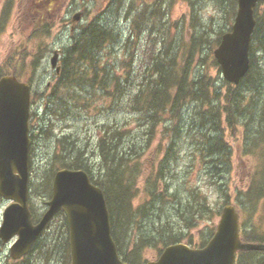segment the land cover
<instances>
[{"label":"rangeland","instance_id":"obj_1","mask_svg":"<svg viewBox=\"0 0 264 264\" xmlns=\"http://www.w3.org/2000/svg\"><path fill=\"white\" fill-rule=\"evenodd\" d=\"M4 1L0 0V8ZM36 1L39 0H15L10 23L0 36V63L19 44L21 29L35 17L32 15L35 8L37 14L50 20L52 27L48 36L29 42L28 51L38 53L40 48L44 57L33 75L27 69L22 76L26 80L32 77L33 92L44 97L50 95L49 91L56 83L55 73L49 65L52 51H62L61 65L74 37L80 33V26L86 23H98L112 33L113 39L99 53L100 63L106 67L109 78L127 79L135 78L132 73L139 75L143 71L141 65L145 62L146 44L155 43L163 34L166 42L157 45L156 51L170 44V49L175 48L173 53L176 51L175 54L180 56L193 37L205 34L211 42L232 24V20L229 21L232 17L230 0H55L46 8H36ZM257 8L261 12L264 5ZM78 11L83 14L71 30V19ZM23 19L27 23L20 25ZM136 21H139L137 28ZM258 38L264 44V27ZM257 49L252 52L256 71L253 75L259 81L254 88L247 84L235 86L241 113L237 116L238 126L231 131L221 112L218 118L211 117L206 106L189 104L175 119L162 118L154 127L153 135L147 136L143 115L129 112L124 107H128L130 87L133 89L125 83V94L124 91L116 93L110 86L109 97L97 89L91 92L87 106L80 108L81 102L77 105L70 103L71 112L65 118H60L59 110L53 115L48 112L52 116L51 129L46 132L49 135L36 134L31 143L29 178L32 182L28 201L32 215L38 218L42 215L45 202L49 200V195L44 192L45 184L51 182L53 173L61 164L68 163L67 159L59 158L61 148L57 146V140L63 142L69 158L81 151L88 159V169L95 175L99 165L97 138L109 129L122 132L123 151L138 162L139 168L138 197L133 201V207L140 215L126 232L124 240L128 243V251L141 235L154 237L158 232L181 234L184 237L182 242H186V238L198 245L210 230L214 231L221 209L227 204L236 208L243 230L264 229V202L257 201L249 207L245 201L251 179L259 177L264 158V133L259 132L264 128L260 118L264 96V49L259 46ZM209 74L215 80L214 87L220 91V98L214 104L223 105L226 82L219 68H211ZM116 101H120L119 105L115 104ZM37 104L32 106V111ZM43 111V106H39L36 113L41 128L45 129L47 118ZM217 122L221 129L219 135L213 130ZM35 124L32 123V132L37 133ZM219 139L225 143V155H207L205 149ZM130 144L134 145L131 149ZM65 152L62 154L66 155ZM135 154H138L136 158ZM160 160L164 164L161 175L158 172ZM194 199L202 205L195 210L196 222L186 228L183 219H187L188 205L193 206ZM8 204L0 197V222ZM64 225L61 215L54 217L44 239L54 242L56 233L65 232ZM57 243L60 247L63 245L58 238ZM0 251L2 259L8 255L7 247L0 246ZM141 252L145 260L156 258V252L149 245L144 244ZM60 253L63 255V250ZM55 261L59 260L50 258V264ZM7 263H11V259Z\"/></svg>","mask_w":264,"mask_h":264},{"label":"trees","instance_id":"obj_2","mask_svg":"<svg viewBox=\"0 0 264 264\" xmlns=\"http://www.w3.org/2000/svg\"><path fill=\"white\" fill-rule=\"evenodd\" d=\"M54 1L39 0L36 1L35 7L42 6L46 8ZM14 4L15 0H5L0 8V36L10 23ZM230 8L232 17L229 21L234 17L236 0H230ZM33 10L34 14L32 13V15L35 17H32L29 23L24 19L21 20L20 25L27 24L21 29L22 34L19 44L0 63V78L6 75H14L19 79H24L22 76L24 71L30 69L33 75V72L43 60L42 49L39 48L38 53L34 52L32 54L28 51V45L34 38L42 39L48 36L52 24L50 20H45L43 16L37 14L35 8ZM25 11L27 10L24 9ZM254 18L256 27L251 37L250 68L239 83V85L247 84L251 88H254L256 86L255 83L259 81L257 76L253 75L256 74V71L252 52L258 50L257 46L264 49V44L258 38L259 31L264 27V10L258 12V8H255ZM134 24L135 28H137L139 21ZM79 30L78 37H74L73 43L61 60V71L53 90L49 91L50 95L44 97V95L32 93L31 104L38 103V106H43L44 114L49 112V114L53 115L59 110L61 112L60 118H65L71 112V104L77 105L81 102L80 108L87 106L93 90L101 89L104 91V95L109 97L111 86L116 93L124 91L125 94V89L127 88L124 86L125 83L133 86V89L130 87L128 107L121 105L128 109L129 112L143 115L146 122L147 136L153 135L154 127L162 118L175 119L180 110L189 104L206 106L211 117L215 116L218 118L219 112H221L225 116V122L230 131L238 126L237 116L241 113V111L239 112L240 99L235 92L234 86L225 83L227 92L224 95V104H214L220 98V91L214 87L215 80L211 78L209 70L211 68L218 69L212 50L218 44L220 35L211 42L206 39L205 34L193 37L179 56L175 54L176 51L173 53L175 48L172 46L170 49V44H167V47L162 46L156 51L157 45L166 42V36L163 34L155 43L146 44L144 50L146 57L142 55L145 61L141 65L144 68L143 71L139 75L132 73L135 78L127 79L118 76L109 78L106 67L100 63L99 53L113 39L112 33L95 22L86 23L80 26ZM228 30L229 28L226 31ZM177 57L178 61L176 60ZM31 79L32 77L27 79L29 84L32 82ZM45 90L48 91L46 88ZM119 103L120 101L115 102L116 105H119ZM219 107H221L220 110ZM32 117L38 118L35 112ZM260 118L264 122V96ZM46 123V125H49L50 121L47 120ZM213 130L214 133H218L221 130L218 122L215 123ZM259 132L263 134L264 128ZM121 134L122 132L118 130L111 132L106 129L97 138L96 157L99 159V165L95 175L88 169V159L84 158V154L81 151L69 158V154L65 152L63 142L57 140V146L61 148L59 158L68 160V163L61 164L58 169L83 170L89 175L92 184L103 192L109 215L111 237L120 258L127 264H144L147 261L142 260L141 249L144 244L149 245L159 255L164 247L182 242L184 237L181 234H165L161 232H155L157 235L154 237L152 235H141L134 242L132 249L130 251L127 250L128 243L124 240L127 236L126 232H128L130 226L135 224L137 216L140 215L133 207V201L138 197L136 182L139 168L138 162L133 160L128 155L129 153L123 151ZM133 146V144H130L128 147L131 149ZM225 150V143H222V140L219 139L217 143L206 148L205 152L207 155L223 156L225 155ZM63 152L66 155H63ZM137 156L138 154H135V158ZM261 161L263 162L261 173H259L257 179L255 177V179H251L245 194V201L249 207L254 206L257 201L262 200L261 202H264V158ZM158 167L159 175H161V170L164 169L162 160L159 161ZM50 187L51 182L45 184L44 188V192L49 196L51 194ZM197 203L194 199V205H188L187 219H183L186 223V228L191 222H196L195 219L198 215L195 210L202 205L200 203L197 205ZM62 219L65 221L64 216H62ZM203 219L205 220V218ZM212 233L213 230H210L206 238L198 245L194 244L191 239L188 240L186 238L185 243L191 247H202ZM241 241L243 243L264 244V229L245 228L241 233ZM236 264H264V251H240L237 253Z\"/></svg>","mask_w":264,"mask_h":264},{"label":"water","instance_id":"obj_3","mask_svg":"<svg viewBox=\"0 0 264 264\" xmlns=\"http://www.w3.org/2000/svg\"><path fill=\"white\" fill-rule=\"evenodd\" d=\"M264 0H237L230 32L221 36L213 56L223 78L236 85L249 68V45L254 30L253 9ZM82 12L72 18L74 24ZM59 51L50 67L59 73ZM30 88L14 76L0 79V196L12 203L2 214L0 239H18L10 252L14 259L25 254L51 218L62 211L69 226L71 264H125L116 253L110 234L108 212L102 191L81 170L62 169L52 181V196L39 223L32 226L27 208L28 118ZM263 250L264 245L242 244L238 215L225 205L215 232L207 244L193 249L178 243L167 246L156 261L146 264H234L239 250Z\"/></svg>","mask_w":264,"mask_h":264},{"label":"flooded vegetation","instance_id":"obj_4","mask_svg":"<svg viewBox=\"0 0 264 264\" xmlns=\"http://www.w3.org/2000/svg\"><path fill=\"white\" fill-rule=\"evenodd\" d=\"M36 222H33V225H35ZM65 226V225H64ZM67 228V224H66ZM65 228V229H66ZM48 228L44 229L38 239L34 242L30 250L27 252L26 255L22 256L21 258L17 260H13L12 258H9L10 256L6 255L3 259L0 257V264H6V262H10L9 264H50V258H56L59 260L58 262L55 261L54 264H68V248H66V236L68 233H56L55 234V241L52 243H49L44 239L46 237V233ZM57 238L60 240L63 245L60 247V245L57 243ZM16 238H13L8 243L3 244L0 241L1 247H9ZM61 244V243H60ZM59 250V252H58ZM63 250V255H61L60 251ZM5 260V261H4ZM7 260V261H6ZM4 261V262H3ZM8 264V263H7Z\"/></svg>","mask_w":264,"mask_h":264},{"label":"bare ground","instance_id":"obj_5","mask_svg":"<svg viewBox=\"0 0 264 264\" xmlns=\"http://www.w3.org/2000/svg\"><path fill=\"white\" fill-rule=\"evenodd\" d=\"M157 74V73H156ZM59 239V238H58Z\"/></svg>","mask_w":264,"mask_h":264}]
</instances>
